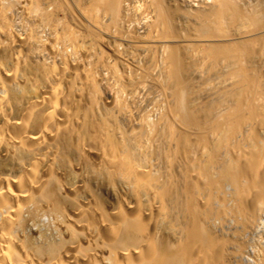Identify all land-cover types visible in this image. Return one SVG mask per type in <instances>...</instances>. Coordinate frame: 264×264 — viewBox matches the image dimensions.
<instances>
[{
  "label": "bare ground",
  "instance_id": "1",
  "mask_svg": "<svg viewBox=\"0 0 264 264\" xmlns=\"http://www.w3.org/2000/svg\"><path fill=\"white\" fill-rule=\"evenodd\" d=\"M194 1L0 0V264H264V3Z\"/></svg>",
  "mask_w": 264,
  "mask_h": 264
},
{
  "label": "rangeland",
  "instance_id": "2",
  "mask_svg": "<svg viewBox=\"0 0 264 264\" xmlns=\"http://www.w3.org/2000/svg\"><path fill=\"white\" fill-rule=\"evenodd\" d=\"M192 3L195 4L196 1L193 0ZM263 3H264V0H263ZM198 40H199V39H198ZM204 40H205V39H204ZM204 40H203V41H204ZM228 40H230V39H228ZM199 42H200V41H199ZM198 49H200V50H198ZM189 51H190V52H189L188 54H190L191 56H189L190 59H189V57H188V59H189L190 62L192 63L193 60L191 61V57L194 58V55H193V54H196L195 57H197V56H198L197 53H201L202 49H201V47H198V46L195 47V46H193ZM196 52H197V53H196ZM195 63L197 64V62H195ZM195 63H194V61H193L192 67H193L194 69L192 68V69H193L192 72H193L194 75L197 74V75H195L196 78H199L198 80H199L200 83H199L198 85H199L200 89H203V90L205 91V93H206V92L210 93V94H211L210 96H212V95H213L212 92L214 93V92L216 91L215 89H217V85L220 84V83L218 82L219 80H217V78H213V77H212L213 75H211L210 73H208L207 68H206V72H205V67H206V65H205L204 62H203L204 64L202 63V64H203L202 66L198 63L201 67H200L199 65H198V66H193V65H196ZM204 66H205V67H204ZM203 67H204V68H203ZM202 69H203L204 71H203ZM201 73H202V74H201ZM205 73L208 74V75H206ZM198 75H199V77H198ZM200 75H202V76H200ZM204 75H205L206 77H208V76L210 77V76H211V79L207 80L206 77H205ZM204 77H205V78H204ZM204 79H205V80H204ZM201 80L203 81V83H201V82H202ZM217 82H218V83H217ZM213 83H214V84H213ZM202 85H203V86H202ZM214 85H215L216 87H215ZM210 86H211V87H210ZM201 87H202V88H201ZM218 87H219V85H218ZM209 89H210V90H209ZM213 89H214V90H213ZM210 91H211V92H210ZM205 93H203V94H205ZM203 94H200V96H199V95H198V96L201 97V96H203ZM199 97L197 98L198 100H200ZM257 235H258V234H257ZM257 235L255 234V236H257ZM253 236H254V235H253ZM255 236L252 237L254 240H255V238H256V239L258 238V236H257V237H255Z\"/></svg>",
  "mask_w": 264,
  "mask_h": 264
}]
</instances>
